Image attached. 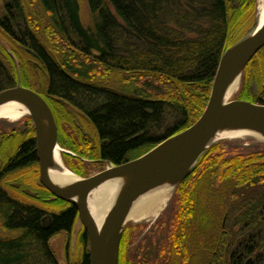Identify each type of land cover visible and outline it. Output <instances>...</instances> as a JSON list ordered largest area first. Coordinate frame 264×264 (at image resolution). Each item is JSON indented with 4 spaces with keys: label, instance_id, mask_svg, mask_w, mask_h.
<instances>
[{
    "label": "trees",
    "instance_id": "trees-1",
    "mask_svg": "<svg viewBox=\"0 0 264 264\" xmlns=\"http://www.w3.org/2000/svg\"><path fill=\"white\" fill-rule=\"evenodd\" d=\"M88 3L85 23L79 0H33L28 6L25 0H0V29L38 60L48 75L45 93L89 120L88 138L69 135L73 156L116 164L201 116L223 52L257 9V0H242L234 15L228 0ZM37 14L43 21L32 18ZM45 20L54 37L44 33ZM16 83L14 63L0 53V91ZM21 135L14 131L5 144L14 151L0 160V228L8 232L0 237V264H61L49 239L70 232L78 211L39 181L35 128L23 131L22 140ZM175 197L174 220L183 215L184 222L176 223L172 239L187 252L194 240H203L202 264H243L247 257L251 264H264V151L211 145L178 184ZM67 264H90L89 251Z\"/></svg>",
    "mask_w": 264,
    "mask_h": 264
},
{
    "label": "water",
    "instance_id": "water-1",
    "mask_svg": "<svg viewBox=\"0 0 264 264\" xmlns=\"http://www.w3.org/2000/svg\"><path fill=\"white\" fill-rule=\"evenodd\" d=\"M264 46V25L254 35L248 33L229 46L222 54L208 103L201 116L186 129L155 145L143 155L105 168L80 181L60 187L49 177L48 168L53 150L58 143L57 126L53 112L45 98L37 91L16 84L0 91V103L17 99L29 107L35 128L36 151L40 182L56 197L73 203L78 217L88 234L90 264H118L121 232L130 201L149 188L170 179L181 182L193 169L200 156L209 148L208 141L219 126L247 125L264 133V104L244 99L224 102L229 81L242 73L250 59ZM48 124V137L43 138V119ZM131 174L109 211L99 232L88 209L89 192L106 179L119 174ZM77 197V199H76ZM51 216L43 218L48 226ZM1 237V236H0ZM248 264V261L245 263Z\"/></svg>",
    "mask_w": 264,
    "mask_h": 264
},
{
    "label": "rangeland",
    "instance_id": "rangeland-1",
    "mask_svg": "<svg viewBox=\"0 0 264 264\" xmlns=\"http://www.w3.org/2000/svg\"><path fill=\"white\" fill-rule=\"evenodd\" d=\"M32 1L33 0H25V3H27L28 6ZM79 2L81 5V15L83 21L87 23L90 18L88 0H79ZM228 3L231 15L237 14L240 11L242 0H228ZM257 11L258 5L256 9V14L251 17L250 20H248L247 22L241 24V27L238 26V28H236L237 34H235V38H239L240 36L239 39H241L244 35H246L247 33L249 34L251 32L257 22ZM30 12L32 14L35 13L31 11V9ZM33 16H35V18ZM32 18L37 19L39 21H43L41 14L32 15ZM43 24L45 25L43 26V28L45 29L44 33L46 32V35L49 38L54 37L55 33L52 31L50 25H48V21L45 20ZM43 38L46 39L44 34ZM263 49L264 46L259 51H257V53H255V55L250 59V61L242 71L240 87L237 93L233 95L230 100L244 99L251 102L264 104ZM0 53H2V55L4 56H9L11 58V61L14 63L15 69L17 71L16 84H21L39 92L47 101L55 118L58 134V144L64 149V151L61 152L62 159L65 165L71 171H73L80 177H86L95 174L105 169L106 167L118 165L111 161L98 159L96 156L95 158H75L73 155L76 153L68 146V144L71 145L69 135L72 134V132L76 134L80 133L85 138H88L91 135L90 132L92 130L89 120H87V118H85V116L82 115L80 111L76 110L71 105L65 103V101H63L62 99L50 97L45 93L46 83L48 81L47 73L44 72L39 66H37V63L39 62L36 58L26 53L18 43L14 42L8 36H6L1 31V29ZM27 60L30 62H27V64H23ZM22 64L23 67L21 68ZM193 104L195 105V107L196 104L197 107L199 105L198 102H196V104L195 102H193ZM59 110H65L66 113L62 114ZM31 126L34 127L33 121L29 115L16 122H12L8 119L0 120L1 161H3L9 154L14 151L13 147H6L7 145H9L7 143L11 141V139L15 138L14 136H12L14 131L18 133L22 132V135L19 137L22 140V138H24L23 131H27V129ZM91 142L93 145L95 144L94 138L91 139ZM216 143H221V147L226 151H232V149H238L245 152L256 150L264 151V141L254 142V140L252 139H225L215 142L214 144ZM150 149H148L147 151H149ZM147 151L139 153L138 155L134 156L133 158H130L129 160L135 159L143 155ZM77 169H79V171H77ZM178 184H176L175 186L173 195L168 206L163 209L155 219L149 222L127 221L125 223L123 231L121 232L119 256L117 259L118 264L203 263L205 259V243L203 240H201L200 242L198 239L194 240L192 244H189V251L187 252V247H184L181 242H174V239H172L174 230L177 229L175 227L176 223L184 222V216L181 213L180 215L182 216H180L178 220H174L176 218L174 217L175 213L177 214L178 211V204L176 202L175 197L176 188ZM25 190L27 191V193H30L29 191H31L28 188H26ZM46 215L49 214H45L44 217ZM84 233H86V236H84ZM7 234V231H4L0 228V236H6ZM49 244L52 251L54 252L57 262L61 264L81 261L85 251H89L90 257V245L88 234L78 216L76 217L72 230L70 232H68L67 230H62L56 233L49 239ZM235 247L237 246L233 245L230 251L233 252V249ZM227 255L231 256L230 253H227ZM247 261L248 264H251L252 258L247 257L246 260H244L243 264H245ZM222 262V264H226L224 263V261Z\"/></svg>",
    "mask_w": 264,
    "mask_h": 264
},
{
    "label": "bare ground",
    "instance_id": "bare-ground-1",
    "mask_svg": "<svg viewBox=\"0 0 264 264\" xmlns=\"http://www.w3.org/2000/svg\"><path fill=\"white\" fill-rule=\"evenodd\" d=\"M257 22L249 35L256 34L264 25V0H258ZM241 74L237 73L229 81L225 94L224 102L230 100L240 87ZM30 115L27 105L17 99H10L0 103V120L8 119L16 122ZM48 124L43 119V138L48 137ZM229 139H252L254 142L264 141V133L247 125H227L219 126L208 141L212 145L220 140ZM64 149L57 143L53 150V159L48 168L50 179L58 186L65 187L73 182L80 181L82 177L71 171L64 163L61 152ZM108 168V167H106ZM131 174H119L110 177L94 187L88 195V209L93 217L96 230L99 232L113 207L122 189L131 180ZM176 183L170 179L149 188L148 190L135 196L128 204L125 217L127 221L149 222L155 219L159 213L165 209L173 195ZM77 199V197H76Z\"/></svg>",
    "mask_w": 264,
    "mask_h": 264
}]
</instances>
